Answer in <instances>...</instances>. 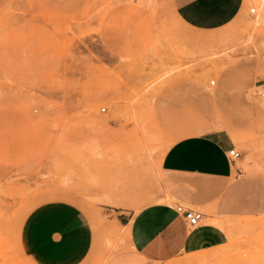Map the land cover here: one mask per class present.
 Instances as JSON below:
<instances>
[{"label":"rangeland","instance_id":"1","mask_svg":"<svg viewBox=\"0 0 264 264\" xmlns=\"http://www.w3.org/2000/svg\"><path fill=\"white\" fill-rule=\"evenodd\" d=\"M262 92L264 0L214 32L174 0H0V264H71L57 244L78 213L103 235L76 264H106L110 218L159 201L161 160L195 127L264 179ZM253 243L167 264H264V224Z\"/></svg>","mask_w":264,"mask_h":264},{"label":"crops","instance_id":"2","mask_svg":"<svg viewBox=\"0 0 264 264\" xmlns=\"http://www.w3.org/2000/svg\"><path fill=\"white\" fill-rule=\"evenodd\" d=\"M255 1L174 0V4L185 26L214 32L247 16ZM203 132L189 129L167 148L161 160L159 201L138 212L119 209L110 218L107 226L115 232L109 239L116 249L106 264H167L212 250L257 249L253 240L264 224V179L241 172L243 156L231 161L230 151L237 146L228 132ZM179 207L202 213L200 224L191 227ZM102 235L78 213L63 222L57 245L68 249L71 264H76Z\"/></svg>","mask_w":264,"mask_h":264},{"label":"built area","instance_id":"3","mask_svg":"<svg viewBox=\"0 0 264 264\" xmlns=\"http://www.w3.org/2000/svg\"><path fill=\"white\" fill-rule=\"evenodd\" d=\"M250 13L255 14L256 9L252 8L250 10ZM261 96L264 98V92L261 93ZM241 156H242V154L236 149H233L230 151V158H231V161H233V162L239 160L241 158ZM178 212L184 214L188 224L191 227H197L203 218L202 213L195 211V210H192V209H184L183 207H179Z\"/></svg>","mask_w":264,"mask_h":264},{"label":"bare ground","instance_id":"4","mask_svg":"<svg viewBox=\"0 0 264 264\" xmlns=\"http://www.w3.org/2000/svg\"><path fill=\"white\" fill-rule=\"evenodd\" d=\"M263 3V2H262ZM211 82V84H213L214 83V85L216 84V82H215V80L213 81V80H211L210 81ZM108 198V197H107ZM109 199V198H108ZM109 202V201H108ZM223 228V227H222ZM110 230V229H109ZM246 257V256H245ZM185 259V258H184Z\"/></svg>","mask_w":264,"mask_h":264}]
</instances>
